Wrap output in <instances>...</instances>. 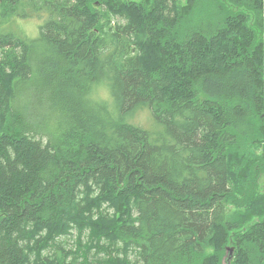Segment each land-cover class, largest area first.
Masks as SVG:
<instances>
[{
  "label": "trees",
  "instance_id": "16d2710c",
  "mask_svg": "<svg viewBox=\"0 0 264 264\" xmlns=\"http://www.w3.org/2000/svg\"><path fill=\"white\" fill-rule=\"evenodd\" d=\"M228 263L264 264V0H0V264Z\"/></svg>",
  "mask_w": 264,
  "mask_h": 264
},
{
  "label": "rangeland",
  "instance_id": "374dc122",
  "mask_svg": "<svg viewBox=\"0 0 264 264\" xmlns=\"http://www.w3.org/2000/svg\"><path fill=\"white\" fill-rule=\"evenodd\" d=\"M41 24V20L30 18V19H15L12 23H10L9 27L11 30H21L24 32L28 37L30 38H37L39 35L38 27ZM145 117L148 118L147 114L144 112L140 114L136 121L141 120L143 127L145 129L150 130L152 123H148V121L145 120Z\"/></svg>",
  "mask_w": 264,
  "mask_h": 264
},
{
  "label": "water",
  "instance_id": "95a60500",
  "mask_svg": "<svg viewBox=\"0 0 264 264\" xmlns=\"http://www.w3.org/2000/svg\"><path fill=\"white\" fill-rule=\"evenodd\" d=\"M232 252V249H230V252L229 253H231ZM230 260H231V255L229 256V258H228V262H230ZM229 264V263H228Z\"/></svg>",
  "mask_w": 264,
  "mask_h": 264
}]
</instances>
